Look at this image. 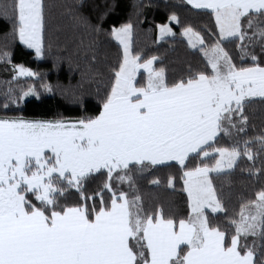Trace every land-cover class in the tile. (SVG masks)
I'll return each instance as SVG.
<instances>
[{
    "label": "snow or ice",
    "instance_id": "6c2138e0",
    "mask_svg": "<svg viewBox=\"0 0 264 264\" xmlns=\"http://www.w3.org/2000/svg\"><path fill=\"white\" fill-rule=\"evenodd\" d=\"M161 6L156 42L175 24L199 54L172 77L134 47L144 9ZM52 7L0 0V264H264V127L250 135L246 111L264 104V0H134L136 23L109 22L108 0L94 17L84 0ZM180 10L208 22L182 25ZM17 46L67 66L68 83L14 63ZM45 96L73 114H24ZM237 169L246 194L231 190ZM165 170L184 211L145 206L139 182Z\"/></svg>",
    "mask_w": 264,
    "mask_h": 264
},
{
    "label": "trees",
    "instance_id": "16d2710c",
    "mask_svg": "<svg viewBox=\"0 0 264 264\" xmlns=\"http://www.w3.org/2000/svg\"><path fill=\"white\" fill-rule=\"evenodd\" d=\"M65 2L66 0H46V3L53 5L52 12L57 16L61 11L58 6ZM104 2L105 0H84L85 8L83 11L85 14H91L94 17L95 12L99 10L95 6L103 5ZM108 2L116 4L115 11L109 16V22L132 19L133 23H136V17L133 15L132 9L134 0H108ZM151 2L154 5H163L165 0H151ZM169 2H175V0H169ZM195 12L196 10L190 12L180 10L178 14L180 15L181 24L185 26L190 25L194 29H203L208 22V18L195 15ZM166 15L167 10L162 6L144 9L141 19L143 20L145 16L147 19L144 23L137 25L134 34V47L135 50L141 51L145 56H156L158 59L155 61V66L164 67L167 70L168 76L172 77L185 71L189 64L195 66L198 63L199 54L197 53L196 56L191 54L192 50L188 48L187 42L180 35L181 28L175 24L172 25L173 31L176 33L174 38L169 37L160 40L159 43L156 42L155 24L166 20ZM75 40L76 37L70 29L60 33L61 43H67L69 48L74 46ZM12 60L14 63H22L33 70L46 72L49 80L53 83L57 81L68 83L67 66H61L58 70H52L51 61H35L31 56L27 55V50L23 49L22 46H17L13 49ZM6 78H9V73L4 72L2 66H0V80ZM43 99V103L38 104L35 101L27 103L24 106V114L51 113L56 110L65 111L66 114H73L72 106L65 104L59 97L45 96ZM93 103L95 102L93 101ZM246 111L250 119L249 134H253L252 126H255L257 133L260 132L261 128L264 127V104L259 102L253 103ZM221 143H224V141L222 140ZM167 175L168 170H165L155 173L154 176H148L147 179L139 182L140 194L144 198L145 206L159 203L163 204L166 208L171 207L177 212L186 210L184 194L179 190L173 191L167 188ZM152 178L161 179L162 184L159 187L149 184L148 180ZM231 180V190L237 195L246 194V190L251 188V182L241 176L239 169L236 170ZM216 183L218 189L223 188L225 192L229 191V186L223 181H217ZM232 206L238 209L235 199L232 200Z\"/></svg>",
    "mask_w": 264,
    "mask_h": 264
},
{
    "label": "rangeland",
    "instance_id": "374dc122",
    "mask_svg": "<svg viewBox=\"0 0 264 264\" xmlns=\"http://www.w3.org/2000/svg\"><path fill=\"white\" fill-rule=\"evenodd\" d=\"M165 38H169V37H162L161 39H165Z\"/></svg>",
    "mask_w": 264,
    "mask_h": 264
},
{
    "label": "crops",
    "instance_id": "0c3cea01",
    "mask_svg": "<svg viewBox=\"0 0 264 264\" xmlns=\"http://www.w3.org/2000/svg\"><path fill=\"white\" fill-rule=\"evenodd\" d=\"M162 40V39H161ZM155 63V62H154Z\"/></svg>",
    "mask_w": 264,
    "mask_h": 264
}]
</instances>
